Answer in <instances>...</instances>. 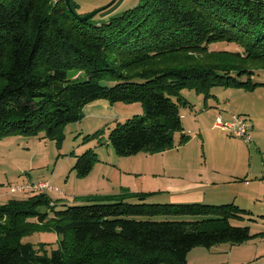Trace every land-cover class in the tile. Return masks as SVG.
Instances as JSON below:
<instances>
[{"label":"trees","instance_id":"trees-1","mask_svg":"<svg viewBox=\"0 0 264 264\" xmlns=\"http://www.w3.org/2000/svg\"><path fill=\"white\" fill-rule=\"evenodd\" d=\"M93 18L79 20L65 0H0V137L44 131L61 146L65 126L106 99L142 105L110 129L118 155L162 152L175 147L176 132L180 145L190 138L184 89L208 97L214 86L264 84L251 78L264 66V0H141L108 20ZM216 42L238 49H212ZM96 161L91 148L73 168L86 176ZM154 193L88 196L61 209L46 193L0 205V264H189L195 247L264 235L232 223L250 213L235 202H146ZM162 215L201 218L153 219ZM51 226L59 235L51 253L23 241Z\"/></svg>","mask_w":264,"mask_h":264},{"label":"rangeland","instance_id":"rangeland-1","mask_svg":"<svg viewBox=\"0 0 264 264\" xmlns=\"http://www.w3.org/2000/svg\"><path fill=\"white\" fill-rule=\"evenodd\" d=\"M112 1L73 0V3L77 13L85 15ZM140 2L116 0L93 20H108ZM108 10V16L103 15ZM212 49L236 50L238 47L234 43L216 42L212 44ZM256 69L251 78L264 83V66ZM81 77L85 78V74L82 73ZM241 78L247 80L249 75ZM182 94L190 104L182 110L184 132L190 138L180 145L181 132L178 131L175 133V147L162 152L118 155L108 141L110 129L115 124L111 126L108 122H98L90 114L65 126V139L61 146L55 139L46 137L44 131L39 135L14 133L1 136L0 205L35 194L12 190L16 184L29 182H51L58 191H47L46 194L56 204V209H61L67 205L86 203L88 196L118 195L123 191H157L145 201L165 203L166 200L158 199L161 196L160 199H166L163 197L170 186L202 181L208 186L202 191L237 197L236 204L250 212L244 214L241 220H232L233 224L250 226L254 234L264 232V84L252 89L214 86L208 97L192 89H184ZM117 106L124 111H133L124 105ZM133 106L142 107L141 103ZM233 114L246 118L251 143L215 127L218 117L229 119ZM96 132L93 139L86 141L88 134ZM91 148L97 154L95 166L88 175L78 176L73 168L77 156ZM200 218L194 215L153 217L157 220ZM23 241L44 246L49 253L59 247V235L52 226L35 231ZM188 260L190 264H264V235L242 244L227 242L210 248L198 246L189 252Z\"/></svg>","mask_w":264,"mask_h":264},{"label":"crops","instance_id":"crops-1","mask_svg":"<svg viewBox=\"0 0 264 264\" xmlns=\"http://www.w3.org/2000/svg\"><path fill=\"white\" fill-rule=\"evenodd\" d=\"M114 9L112 8V11ZM110 13V10L103 13V15L108 16ZM214 96L218 97V94H214ZM122 102H119L118 104L112 105L108 100L106 99H97L95 101H92L88 103L84 108V115L90 114L94 116L99 121L102 122H108L111 126L116 124L118 121H122L125 118L130 117L133 113L141 114L142 113V107L139 108V106H133V104H126ZM117 105H124L127 108L133 109V111H127L123 110ZM121 106V107H124ZM134 107V108H133ZM133 112V113H130ZM184 118V115H183ZM110 126V127H111ZM109 127V128H110ZM95 166V165H94ZM93 170V169H92ZM202 177V176H201ZM208 186L202 182V181H196V182H190V183H183L179 185H172L169 187L168 191H166V196L163 198L166 199H160L158 200H166L165 202H174V203H185V202H202V203H209V204H223L225 202H237V197H229L226 195L221 194H210L208 192L202 191L203 189H206ZM218 186H216L215 189H217ZM142 192V191H139ZM150 192H157V191H150ZM156 197V196H154ZM163 202V201H161ZM238 203V202H237ZM189 258V254H188ZM189 261V260H188ZM190 264V263H189Z\"/></svg>","mask_w":264,"mask_h":264},{"label":"built area","instance_id":"built-area-1","mask_svg":"<svg viewBox=\"0 0 264 264\" xmlns=\"http://www.w3.org/2000/svg\"><path fill=\"white\" fill-rule=\"evenodd\" d=\"M215 127L223 129L232 135L244 138L246 142L251 143L252 136L246 121V118L241 114H233L229 119L218 117L215 122ZM14 192L24 193L26 191L34 192L35 194H44L47 191H58L51 182H29L23 185H14L12 187ZM264 204V198L262 200Z\"/></svg>","mask_w":264,"mask_h":264},{"label":"water","instance_id":"water-1","mask_svg":"<svg viewBox=\"0 0 264 264\" xmlns=\"http://www.w3.org/2000/svg\"><path fill=\"white\" fill-rule=\"evenodd\" d=\"M115 2H116V0H113L109 4H107V5L103 6V7L97 8V9L93 10L92 12H90L88 14L80 15V14L77 13V11L75 10V8L72 6L71 0H65V3L67 5V7L69 8L70 12L73 15L77 16L78 19L79 20H82V21H86V20H89V19L93 18L99 12H102V11L106 10L107 8H109L110 6H112Z\"/></svg>","mask_w":264,"mask_h":264}]
</instances>
